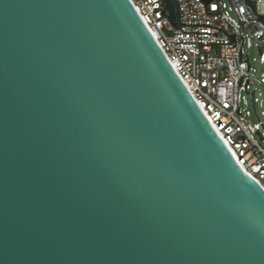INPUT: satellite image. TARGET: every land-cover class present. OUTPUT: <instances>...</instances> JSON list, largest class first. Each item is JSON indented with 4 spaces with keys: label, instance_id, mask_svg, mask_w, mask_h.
Here are the masks:
<instances>
[{
    "label": "water",
    "instance_id": "95a60500",
    "mask_svg": "<svg viewBox=\"0 0 264 264\" xmlns=\"http://www.w3.org/2000/svg\"><path fill=\"white\" fill-rule=\"evenodd\" d=\"M0 264H264V189L130 0H0Z\"/></svg>",
    "mask_w": 264,
    "mask_h": 264
},
{
    "label": "built area",
    "instance_id": "2783aa9c",
    "mask_svg": "<svg viewBox=\"0 0 264 264\" xmlns=\"http://www.w3.org/2000/svg\"><path fill=\"white\" fill-rule=\"evenodd\" d=\"M130 1L239 165L264 189L262 0H250L256 11L245 0H176L179 29L169 23L163 0ZM227 33L236 34V46ZM254 47L259 59L250 56Z\"/></svg>",
    "mask_w": 264,
    "mask_h": 264
},
{
    "label": "rangeland",
    "instance_id": "374dc122",
    "mask_svg": "<svg viewBox=\"0 0 264 264\" xmlns=\"http://www.w3.org/2000/svg\"><path fill=\"white\" fill-rule=\"evenodd\" d=\"M259 9L261 10V12H264V0H262V2L259 4ZM250 56L251 58H257L259 59L260 54L259 51L256 47H254L252 50H250ZM260 66V73L264 71V67L261 66L260 64H258ZM244 96H246L248 102H249V109L253 111V98L251 95H247L246 93H243ZM258 114L262 115V113L264 112V103L262 104V106L259 104L258 105ZM252 121H256V117L253 115L252 117Z\"/></svg>",
    "mask_w": 264,
    "mask_h": 264
}]
</instances>
